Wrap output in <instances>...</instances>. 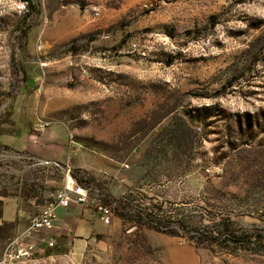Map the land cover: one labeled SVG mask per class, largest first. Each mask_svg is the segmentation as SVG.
Wrapping results in <instances>:
<instances>
[{
    "label": "rangeland",
    "instance_id": "374dc122",
    "mask_svg": "<svg viewBox=\"0 0 264 264\" xmlns=\"http://www.w3.org/2000/svg\"><path fill=\"white\" fill-rule=\"evenodd\" d=\"M91 155L117 174L80 167ZM71 177L110 223L17 264H264V0H0V209L21 210L0 254ZM162 205L262 240L210 248L119 216Z\"/></svg>",
    "mask_w": 264,
    "mask_h": 264
},
{
    "label": "crops",
    "instance_id": "0c3cea01",
    "mask_svg": "<svg viewBox=\"0 0 264 264\" xmlns=\"http://www.w3.org/2000/svg\"><path fill=\"white\" fill-rule=\"evenodd\" d=\"M27 150L36 154L45 160H60L64 163H72L71 160L77 157L78 150L70 148L68 151L61 147H53L52 149L42 150L39 147L29 145ZM79 166L87 170L101 175L100 167L108 166V171L113 175L117 174L118 167L98 156H90L88 160H83ZM122 173L121 169L119 171ZM95 174V175H96ZM84 203H71L68 207H61L58 210V216L55 221V228L42 231L27 239L26 245H34L37 252H45L52 254L56 248L67 249L73 251L79 244H89L99 227L98 220L101 216L98 212H94L91 208H85ZM21 210L16 202H6L3 206V220L5 222L15 221ZM30 220L28 221V223ZM25 225V227L28 225ZM24 227V228H25ZM23 228V229H24ZM21 232V231H20ZM19 232V233H20ZM51 240L56 241L55 246H50Z\"/></svg>",
    "mask_w": 264,
    "mask_h": 264
},
{
    "label": "trees",
    "instance_id": "16d2710c",
    "mask_svg": "<svg viewBox=\"0 0 264 264\" xmlns=\"http://www.w3.org/2000/svg\"><path fill=\"white\" fill-rule=\"evenodd\" d=\"M29 2V0H24ZM85 174L87 172L85 171ZM80 183H89V178L84 181L79 180ZM121 199L135 201L134 193H128L122 196ZM125 200V201H126ZM124 201V200H123ZM3 205V202L0 201ZM142 212L136 213H124L119 216L128 222L137 224L138 226H146L160 232H168L177 236L186 237L196 240L199 244H205L208 247L219 246L222 249H226L230 246H234L233 249L250 250L253 244H256L262 240L261 235L254 230H248L246 228L237 229L234 221L230 215H223L219 220L213 216H209L203 212H186V208L179 207L177 210H168L164 208V205L158 206H144ZM3 208L0 209V220L3 218ZM209 223H205V222ZM182 232V233H181ZM184 232V233H183Z\"/></svg>",
    "mask_w": 264,
    "mask_h": 264
},
{
    "label": "built area",
    "instance_id": "2783aa9c",
    "mask_svg": "<svg viewBox=\"0 0 264 264\" xmlns=\"http://www.w3.org/2000/svg\"><path fill=\"white\" fill-rule=\"evenodd\" d=\"M59 165L58 161H45ZM70 171V169H69ZM65 188L58 190L40 212L30 219L28 225L18 233L6 246L0 254V264H17L19 261L33 259L36 251L34 245H26L25 242L30 237L42 231L55 228V221L58 216V210L61 207H68L71 203H80L87 197V190L79 187L74 178H70ZM73 193L77 194L75 196ZM100 213L106 223H110L112 209L107 205L99 206ZM50 246H55L56 241L51 240Z\"/></svg>",
    "mask_w": 264,
    "mask_h": 264
}]
</instances>
